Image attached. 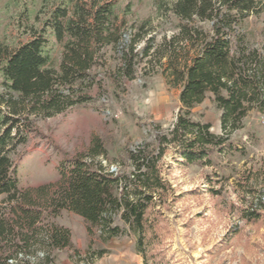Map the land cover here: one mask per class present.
Here are the masks:
<instances>
[{"label":"trees","instance_id":"16d2710c","mask_svg":"<svg viewBox=\"0 0 264 264\" xmlns=\"http://www.w3.org/2000/svg\"><path fill=\"white\" fill-rule=\"evenodd\" d=\"M130 8L127 3L121 16L113 0H60L39 27L28 25V40L14 47L0 40V264H57L56 253L71 246L69 228L53 220L61 210L83 218L89 237H132L143 264H167L159 207L172 197L174 166L163 162L165 153L173 148L180 168L208 163L250 110L264 114V43L253 45L239 30L248 15L264 11V1L175 0L166 11L176 31L159 43L150 20H126ZM50 37L62 46L58 62ZM146 58L145 75L156 68L179 89L173 123L157 127L152 141L125 149L115 170L98 159L108 157L95 139L86 153L63 155L56 181L21 188L13 155L37 132L35 120L89 102V91L102 90L106 81L116 88ZM208 93L220 111L222 135L193 117ZM263 204L259 198L258 208ZM246 216L259 218L254 209Z\"/></svg>","mask_w":264,"mask_h":264},{"label":"rangeland","instance_id":"374dc122","mask_svg":"<svg viewBox=\"0 0 264 264\" xmlns=\"http://www.w3.org/2000/svg\"><path fill=\"white\" fill-rule=\"evenodd\" d=\"M113 1L121 16L122 8L131 5L128 22L139 25L150 20L155 43L176 31V20L166 11L175 0ZM59 2L0 0V40L11 47L25 42L30 38L25 32L28 25L39 27ZM239 30L253 45L264 43V11L248 15ZM50 41L51 54L58 62L62 46L53 37ZM148 58L132 79L121 80L116 88L106 81L102 90L93 87L89 91V102L35 120L37 132L13 155L21 188L56 181L63 155L86 153L95 139L101 141L108 157L107 161L102 156L98 159L115 170L125 149L152 141L157 127L165 129L173 123L180 107L179 89L169 86L156 68L145 75ZM192 113L194 119L208 123L212 133L224 134L211 93ZM229 135L222 151L210 152L208 163L177 167L173 148L163 157L164 163L174 166L168 172L172 197L159 207L164 218L161 248L167 264H264V204L258 208L259 198L264 203V114L250 110L241 127ZM4 197L0 194V202ZM252 209L259 215L257 220L246 216ZM53 220L71 232V246L56 253L57 264H143L133 250L132 237L123 235L107 242L91 238L83 218L68 210H61ZM116 223L122 226L118 218ZM96 249L107 252L89 258V252Z\"/></svg>","mask_w":264,"mask_h":264}]
</instances>
